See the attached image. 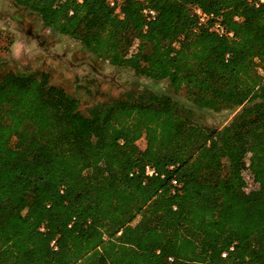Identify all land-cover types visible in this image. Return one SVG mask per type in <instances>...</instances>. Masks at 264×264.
Masks as SVG:
<instances>
[{
  "label": "trees",
  "instance_id": "1",
  "mask_svg": "<svg viewBox=\"0 0 264 264\" xmlns=\"http://www.w3.org/2000/svg\"><path fill=\"white\" fill-rule=\"evenodd\" d=\"M13 1L165 90L84 113L46 72L0 77V264H264V3ZM192 5L232 36L198 26ZM193 107L237 113L210 127Z\"/></svg>",
  "mask_w": 264,
  "mask_h": 264
},
{
  "label": "rangeland",
  "instance_id": "2",
  "mask_svg": "<svg viewBox=\"0 0 264 264\" xmlns=\"http://www.w3.org/2000/svg\"><path fill=\"white\" fill-rule=\"evenodd\" d=\"M260 68L256 70L262 72ZM8 71H26L36 75L46 72L48 83L76 97L79 109L84 113L93 104L110 101L128 91L165 90V81L149 80L130 69L111 66L83 49L71 37L43 27L38 16L25 6L13 0H0V77ZM174 98L189 105L183 89L174 93ZM193 110L194 120L210 127L228 123L237 113V110L216 112L196 107ZM9 142L17 146L21 141L13 136ZM136 144L144 148V136L138 138ZM244 175L248 188L254 187L255 184L247 177L250 175Z\"/></svg>",
  "mask_w": 264,
  "mask_h": 264
},
{
  "label": "built area",
  "instance_id": "3",
  "mask_svg": "<svg viewBox=\"0 0 264 264\" xmlns=\"http://www.w3.org/2000/svg\"><path fill=\"white\" fill-rule=\"evenodd\" d=\"M139 1H145V0H139ZM249 1L254 3L255 5H257L259 3H264V0H249ZM108 3H109V5L113 6L115 12L119 13L121 0H108ZM191 11L196 18V23L198 26H207L210 31L214 32L215 34H217L219 36H225V37H231L232 36L233 32L231 30L227 29L223 25V23L221 22V17L219 15H215L211 12H206V11L202 10L201 7H199L198 5H192ZM69 12H71V11H69ZM142 12L147 19L154 18L155 14H156L155 10L148 7L147 5H145L143 7ZM145 170L148 174H151L153 171L148 165L145 167ZM244 173H248L247 170L243 171V175H244ZM247 177H249L251 179V176H247ZM244 178L246 181V185H245L244 189L247 191V190L253 188V187L248 188V181H247L245 175H244ZM251 181H252V179H251ZM231 248L232 247H230V249ZM222 255H225V252H222Z\"/></svg>",
  "mask_w": 264,
  "mask_h": 264
}]
</instances>
